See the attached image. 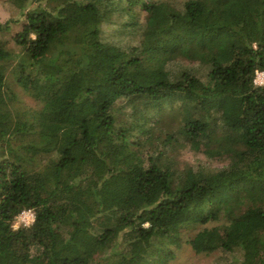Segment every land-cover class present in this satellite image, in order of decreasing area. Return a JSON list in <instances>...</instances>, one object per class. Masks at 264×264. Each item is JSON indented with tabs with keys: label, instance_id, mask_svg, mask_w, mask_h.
Returning a JSON list of instances; mask_svg holds the SVG:
<instances>
[{
	"label": "trees",
	"instance_id": "16d2710c",
	"mask_svg": "<svg viewBox=\"0 0 264 264\" xmlns=\"http://www.w3.org/2000/svg\"><path fill=\"white\" fill-rule=\"evenodd\" d=\"M18 9L0 23V264H169L184 240L264 264V0Z\"/></svg>",
	"mask_w": 264,
	"mask_h": 264
},
{
	"label": "rangeland",
	"instance_id": "374dc122",
	"mask_svg": "<svg viewBox=\"0 0 264 264\" xmlns=\"http://www.w3.org/2000/svg\"><path fill=\"white\" fill-rule=\"evenodd\" d=\"M20 2L26 3V0H0V23L14 20L19 16L18 3ZM144 17H146V14L142 15V19H144ZM24 102L27 105L33 104L32 99L28 97H25ZM215 165L218 167L221 166L220 164ZM223 222L224 221L215 223V226L219 227L221 232L225 231ZM186 235H191V232H187ZM173 251V257L169 260V264H218L220 261L223 262V264H234L233 260H231V255H228L229 261H224L223 256H221L219 252L210 255L203 253L198 254L186 240L183 241L179 248H175ZM237 262L238 261H235V263Z\"/></svg>",
	"mask_w": 264,
	"mask_h": 264
},
{
	"label": "built area",
	"instance_id": "2783aa9c",
	"mask_svg": "<svg viewBox=\"0 0 264 264\" xmlns=\"http://www.w3.org/2000/svg\"><path fill=\"white\" fill-rule=\"evenodd\" d=\"M254 83L257 85H264V71H257L254 79ZM36 218V213L33 209H24L16 217L13 223L14 228H18L20 225L30 226L34 223Z\"/></svg>",
	"mask_w": 264,
	"mask_h": 264
}]
</instances>
